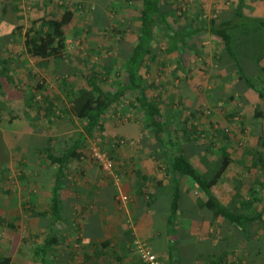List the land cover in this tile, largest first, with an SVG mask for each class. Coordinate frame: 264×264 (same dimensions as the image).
Here are the masks:
<instances>
[{"label":"rangeland","instance_id":"1","mask_svg":"<svg viewBox=\"0 0 264 264\" xmlns=\"http://www.w3.org/2000/svg\"><path fill=\"white\" fill-rule=\"evenodd\" d=\"M236 3L237 0H162L169 25L179 33L156 21L153 42L156 57L147 61L141 77L148 96L161 108L166 135L179 143L194 165L208 176L218 169L225 149L231 156L227 171L229 192L236 190L246 198L253 195V188L260 200L255 206L260 207L264 206V168L253 163L249 149L264 155V146L259 141L264 137V97L247 89L239 80L219 38L208 31L185 40L181 36L183 28H198L208 25L212 19L228 17ZM66 10L74 18L66 29L64 56L49 61L30 57L24 35L32 22L46 14L58 18ZM140 10L141 3L132 0H50L48 7L45 0H0L2 84L6 101L12 97L20 106L19 113L11 112L8 102L5 104L0 99V137L6 121H19L27 115L33 116L28 118L33 125L41 124L43 129L50 127L51 121L61 141L65 138L64 132H69V136L80 132L81 121L67 113L69 104L62 96L68 86H63L61 79L67 77L74 87L83 88L85 77L94 73L109 93L125 83V64L139 36ZM245 13L264 18V0H247ZM250 34L236 35V51L247 74L264 92V32L252 30ZM41 78L46 84L35 95L32 86ZM49 104L53 105L55 114L48 119L43 114ZM26 106L35 107L34 111L25 110ZM255 112L261 116L256 117ZM102 122V131L88 140V148L82 155L86 160L94 162L92 147L110 153L112 145H118L116 142L131 146V152H135L138 148L132 143L134 140L117 141L114 137L115 131L126 124H136L141 129V153L148 149L153 153L157 143L145 126L144 114L132 94L112 107ZM187 130L193 140L184 136ZM67 141L68 138L64 142ZM0 151L2 154V146ZM153 155L162 158L159 154ZM113 160L116 164L117 154ZM78 165L69 173L77 174ZM122 167H115L117 173L125 171Z\"/></svg>","mask_w":264,"mask_h":264},{"label":"crops","instance_id":"2","mask_svg":"<svg viewBox=\"0 0 264 264\" xmlns=\"http://www.w3.org/2000/svg\"><path fill=\"white\" fill-rule=\"evenodd\" d=\"M0 99L19 113L12 97ZM29 106L24 109L34 111ZM28 118L33 116L6 121L0 137V257L10 258V264H43V256L46 264H146L133 248L134 240L147 244L158 264H264V222L255 221L244 233L216 217L190 178L177 176L180 198L170 221L173 187L168 160L154 157L153 153H164L158 144L153 153H141L140 135L132 139L135 152L122 144L110 149L119 158L114 168L121 165L123 172H104L94 160L81 156L79 172H67L61 190L66 221L52 224L50 214L39 215L49 210L55 181L56 168L47 152L62 154L72 144L64 142L70 133H62L61 141L51 121L43 129ZM228 170L213 187L214 196L228 211L261 212L260 204L245 206L248 195L229 192ZM123 196L128 201H121ZM47 238L55 243L44 255Z\"/></svg>","mask_w":264,"mask_h":264},{"label":"trees","instance_id":"3","mask_svg":"<svg viewBox=\"0 0 264 264\" xmlns=\"http://www.w3.org/2000/svg\"><path fill=\"white\" fill-rule=\"evenodd\" d=\"M132 1H139L141 3L139 18L140 27L137 41L125 64L124 71L126 82L120 85L113 93H109L103 89L99 79L94 73L85 77L86 86L83 88L74 87L67 77L61 79L62 85L68 86L65 89V95L69 104L67 113L72 114L81 121L82 131L77 132V134L73 136H69L68 140L71 141L72 144L68 146L62 154L47 152V160L50 165L56 168L55 181L49 210L47 212H39V215L47 216V214H50L52 224L66 221L62 215L61 199V190L66 173L69 172L70 167L78 164V161L83 155L82 150L88 148V140L93 139L97 132L102 131L104 126L102 119L108 111L128 94H132L134 96V101L144 114L145 126L150 130L151 137L164 152L162 155L160 154V156L166 157V155H168L169 157L167 171L172 176L171 180L173 187L171 202L172 218L170 221L173 220V216L177 212L180 198V185L177 176L187 177L192 179L205 194L207 197L205 205L216 217L225 218L235 227L241 229L242 232L247 233V226L250 224L258 220L264 222V209L255 214L251 212L246 213V211L242 213L231 212L219 202L212 192L213 187L223 179L226 170L231 165L230 154L225 149L222 150L218 169L213 175L208 176L200 173L196 166L189 160V157L184 153L183 147L170 136L166 135V124L162 121L161 108L158 103L148 96L146 88L142 84L141 72L147 61L155 59L156 57L153 48V42L156 36V21L159 20L166 28L176 34L179 32L173 30L169 25L162 0ZM49 2L50 0H45V7H48ZM246 2L247 0H237L234 11L222 20L212 19L208 25L198 28H183L181 30V36H183V40H185V37L191 38L202 31H208L211 35L219 38L224 45V54L227 55L234 64L239 80L247 89L254 91L260 97H264V92L256 87L253 82L254 80H252L245 71L241 55L236 51L237 34L248 33V36H251L252 34L250 33L252 30L264 32V18L247 15L245 13ZM73 18V13L70 10H66L58 18L46 14L42 18L34 20L31 27L24 35V44L27 54L32 58L42 61L61 59L64 56L66 47V29L73 21ZM254 59H256V56ZM181 60H183L182 57ZM256 62H259V58L256 59ZM2 78L3 76L0 72L1 98L7 96L3 89ZM45 84L46 81L44 78H41L32 86L33 93L35 95L41 93ZM49 105L45 113L48 119L50 115L54 114L53 105ZM255 114L256 117L259 115L261 116L260 113L255 112ZM117 130L118 135L115 133L114 136L117 141L118 139L122 140V138L134 139L137 135H141V129L136 124H126ZM190 135L188 130L184 132V136L187 140H193ZM259 141L262 142L264 146V137H261ZM116 144L118 145L114 146H119L118 142H116ZM169 151L173 153H169ZM112 153L113 150H110V153L107 154L109 158L113 160L114 155ZM249 153L255 160L253 163L260 168H264V155L250 149ZM252 189L253 188H251V194L253 195L247 200H244V204L247 207H251L259 201V198L257 199L254 195V189ZM54 243L55 241L52 238H47L45 245L41 249L42 254L45 255ZM45 261V256H43L42 263L46 264ZM10 262V258L0 257V264H10Z\"/></svg>","mask_w":264,"mask_h":264},{"label":"built area","instance_id":"4","mask_svg":"<svg viewBox=\"0 0 264 264\" xmlns=\"http://www.w3.org/2000/svg\"><path fill=\"white\" fill-rule=\"evenodd\" d=\"M91 157L104 172L113 173L115 162L109 158L107 153L94 146L91 149ZM121 201L126 202L128 201V198L123 196L121 197ZM133 246L143 262L146 264H158L156 255L151 251L147 244L140 240H134Z\"/></svg>","mask_w":264,"mask_h":264}]
</instances>
